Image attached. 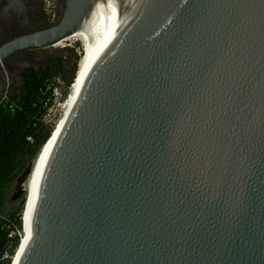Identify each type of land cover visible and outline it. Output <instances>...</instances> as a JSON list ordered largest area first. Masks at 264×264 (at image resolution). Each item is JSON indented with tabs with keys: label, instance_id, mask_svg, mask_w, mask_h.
<instances>
[{
	"label": "water",
	"instance_id": "water-1",
	"mask_svg": "<svg viewBox=\"0 0 264 264\" xmlns=\"http://www.w3.org/2000/svg\"><path fill=\"white\" fill-rule=\"evenodd\" d=\"M80 28L15 264H264V0H66L1 52Z\"/></svg>",
	"mask_w": 264,
	"mask_h": 264
},
{
	"label": "trees",
	"instance_id": "trees-1",
	"mask_svg": "<svg viewBox=\"0 0 264 264\" xmlns=\"http://www.w3.org/2000/svg\"><path fill=\"white\" fill-rule=\"evenodd\" d=\"M52 70L28 69L15 100L0 105V264L11 263L22 236L24 202L11 200L14 186L54 127L43 121L57 74ZM73 77H63L68 87Z\"/></svg>",
	"mask_w": 264,
	"mask_h": 264
},
{
	"label": "flooded vegetation",
	"instance_id": "flooded-vegetation-1",
	"mask_svg": "<svg viewBox=\"0 0 264 264\" xmlns=\"http://www.w3.org/2000/svg\"><path fill=\"white\" fill-rule=\"evenodd\" d=\"M66 0H4L0 3V105L15 100L30 68H53L55 76L70 77L78 63L71 46H48L1 52L16 37L44 29L59 20ZM52 47V48H51Z\"/></svg>",
	"mask_w": 264,
	"mask_h": 264
},
{
	"label": "bare ground",
	"instance_id": "bare-ground-1",
	"mask_svg": "<svg viewBox=\"0 0 264 264\" xmlns=\"http://www.w3.org/2000/svg\"><path fill=\"white\" fill-rule=\"evenodd\" d=\"M72 39L81 41L83 52H82L80 59H79V62H78L77 72H76V75L74 76L75 79H74L72 85L70 86L69 93H68V96L66 98V102L64 103L62 114L58 118L57 122L55 123L58 125L55 128V130L53 132H51L52 134L49 136L47 141L43 144L42 149L39 151L38 155L36 156L32 171H31V173L27 179V182H26V188L28 189V191H27V196H26L27 201H25V206H24L25 209H24V214H23V233L24 234L21 237L22 239L20 241V247H18V251L15 255V259H14L13 264L16 263L17 258L19 256L24 244H25V241L27 240L28 236L30 235V233L28 231H25L26 221H27V216H28V212H29L32 194H33L35 184H36L38 169L40 167L42 159H43V157H44L55 133L57 132L62 120L64 119L67 111L69 110L72 103L74 102V100L78 96V94H79L81 88L83 87V85L87 79V76L90 72V68L86 67L87 58H88V38H87L86 32L83 28H80L73 35H71L67 39L59 42L58 44H56V46H65L64 45L65 42L70 41Z\"/></svg>",
	"mask_w": 264,
	"mask_h": 264
},
{
	"label": "built area",
	"instance_id": "built-area-1",
	"mask_svg": "<svg viewBox=\"0 0 264 264\" xmlns=\"http://www.w3.org/2000/svg\"><path fill=\"white\" fill-rule=\"evenodd\" d=\"M4 0H0V3ZM68 87L66 81L62 76H55L51 90V102L43 116L44 123L53 125L57 118L62 114L64 103L68 96Z\"/></svg>",
	"mask_w": 264,
	"mask_h": 264
},
{
	"label": "rangeland",
	"instance_id": "rangeland-1",
	"mask_svg": "<svg viewBox=\"0 0 264 264\" xmlns=\"http://www.w3.org/2000/svg\"><path fill=\"white\" fill-rule=\"evenodd\" d=\"M65 46H71V47H74L75 48V53H77V55H78V57H79V59H80V56H81V54H82V52H83V48H82V44H81V41H79V40H75V39H72V40H70V41H67V42H65V44H64ZM52 48V47H51ZM56 48H62V46H56ZM79 59H78V62H79ZM77 66H78V63H77V65H76V69H77ZM75 69V70H76ZM68 93H69V90H68ZM61 116V115H60ZM59 116V117H60ZM58 117V118H59ZM58 118H57V120H58ZM57 120H56V122H57ZM57 125L58 124H54V127H53V129H52V132L55 130V128L57 127ZM52 134V133H51ZM50 134V135H51ZM27 191H28V189L26 188V192H25V199H26V196H27ZM21 199L22 198H20V199H18L17 201L19 202V201H21ZM25 201H27V200H25ZM25 201H24V206H25ZM24 209H25V207H24ZM24 209H23V214H24ZM24 233H23V229H22V233H21V235H23ZM22 237V236H21Z\"/></svg>",
	"mask_w": 264,
	"mask_h": 264
}]
</instances>
